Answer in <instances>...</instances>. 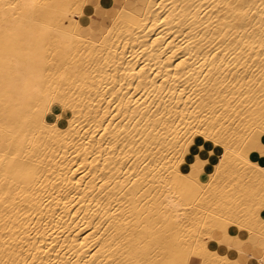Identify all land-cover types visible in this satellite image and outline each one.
<instances>
[{
  "label": "bare ground",
  "instance_id": "bare-ground-1",
  "mask_svg": "<svg viewBox=\"0 0 264 264\" xmlns=\"http://www.w3.org/2000/svg\"><path fill=\"white\" fill-rule=\"evenodd\" d=\"M260 159L264 0H0V264H264Z\"/></svg>",
  "mask_w": 264,
  "mask_h": 264
},
{
  "label": "rangeland",
  "instance_id": "rangeland-1",
  "mask_svg": "<svg viewBox=\"0 0 264 264\" xmlns=\"http://www.w3.org/2000/svg\"><path fill=\"white\" fill-rule=\"evenodd\" d=\"M93 20H95V21H98L99 19H98V18H96V17H93Z\"/></svg>",
  "mask_w": 264,
  "mask_h": 264
},
{
  "label": "crops",
  "instance_id": "crops-1",
  "mask_svg": "<svg viewBox=\"0 0 264 264\" xmlns=\"http://www.w3.org/2000/svg\"><path fill=\"white\" fill-rule=\"evenodd\" d=\"M260 162L263 164L264 163V159H260Z\"/></svg>",
  "mask_w": 264,
  "mask_h": 264
}]
</instances>
